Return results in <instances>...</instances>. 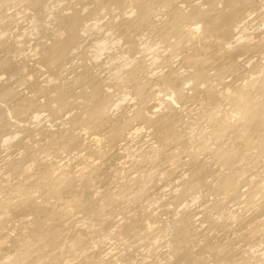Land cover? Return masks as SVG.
<instances>
[{"label":"bare ground","instance_id":"obj_1","mask_svg":"<svg viewBox=\"0 0 264 264\" xmlns=\"http://www.w3.org/2000/svg\"><path fill=\"white\" fill-rule=\"evenodd\" d=\"M0 264H264V0H0Z\"/></svg>","mask_w":264,"mask_h":264}]
</instances>
